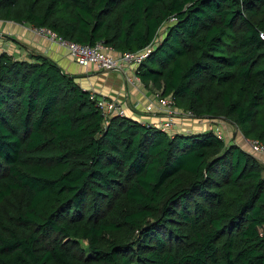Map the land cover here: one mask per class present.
<instances>
[{"label":"trees","instance_id":"16d2710c","mask_svg":"<svg viewBox=\"0 0 264 264\" xmlns=\"http://www.w3.org/2000/svg\"><path fill=\"white\" fill-rule=\"evenodd\" d=\"M0 21L148 50L147 89L264 145V0H0ZM77 79L0 53V264H264L251 152L216 128L106 118Z\"/></svg>","mask_w":264,"mask_h":264},{"label":"crops","instance_id":"0c3cea01","mask_svg":"<svg viewBox=\"0 0 264 264\" xmlns=\"http://www.w3.org/2000/svg\"><path fill=\"white\" fill-rule=\"evenodd\" d=\"M0 48L1 53H7L17 60H28L30 54L46 56L60 65L65 72L77 76V82L85 90L95 92L99 98L120 101L126 110V116L150 124L163 122V117L146 113V107L156 102V95L141 83L136 76L135 67H128L123 72H106L93 66L81 67L58 43L37 33L27 24L10 21H0ZM131 81L135 84L132 85ZM185 122H188L186 117L179 118L173 133L197 132L190 123ZM213 127L218 130V126ZM213 127L201 130H211ZM225 129L226 127H222L221 133ZM244 150L250 153V150ZM255 157L264 163V156Z\"/></svg>","mask_w":264,"mask_h":264},{"label":"built area","instance_id":"2783aa9c","mask_svg":"<svg viewBox=\"0 0 264 264\" xmlns=\"http://www.w3.org/2000/svg\"><path fill=\"white\" fill-rule=\"evenodd\" d=\"M34 30L39 34L50 38L52 41L58 43L59 46L66 49L69 52L71 58L79 66L84 68L93 66L102 71L123 72L128 67H136L147 57L149 52L148 50H145L139 53L117 54L102 43H98L92 46L80 45L77 43L69 42L49 30ZM261 39L264 40V34H261ZM131 84L134 85L135 82L132 83L131 81ZM90 92L91 98L97 99V107L102 111V114L106 118H109L113 115H126V110L124 109L120 101L108 100L105 97L99 98L95 92ZM145 110L148 114L156 111L161 112L163 114V122L155 123L154 125L162 129L164 132L169 133L174 132L172 131L174 130V128L176 129L178 116L192 118V115L190 113L187 115H183L182 113L180 114V112H177L176 109H174L173 102L170 98L160 99L157 95L156 102L150 103ZM248 145H250L251 147L252 154H264V145L260 142L248 140Z\"/></svg>","mask_w":264,"mask_h":264},{"label":"rangeland","instance_id":"374dc122","mask_svg":"<svg viewBox=\"0 0 264 264\" xmlns=\"http://www.w3.org/2000/svg\"><path fill=\"white\" fill-rule=\"evenodd\" d=\"M187 119H188V122H185V123H188V124L190 123L191 126H193L194 130H197V133H198V131H202L203 129H206L207 127L209 128V127H213V126H218L217 131L221 133L222 127H226L225 130H222L223 133H221L223 135V140L225 141V143L228 145L235 144V145H239L241 147H244V149L250 150L251 154H252V150H251L250 145H248V141H246L244 136L239 132L237 127H235V125L231 121L225 120V119H216L215 121H211V119H208V120H202L201 121V120H198L195 118H189V117H187ZM174 130H175V128H174ZM174 130H172V131H174ZM176 133H177V131H176ZM195 133H196V131H195ZM173 134H175V133H173ZM178 134H180V133H178ZM184 134H186V133H184ZM253 155L254 156H264V154H253ZM261 163H262V161H261ZM262 164L264 167V163H262Z\"/></svg>","mask_w":264,"mask_h":264}]
</instances>
